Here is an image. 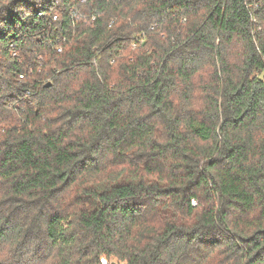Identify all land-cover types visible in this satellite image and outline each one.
<instances>
[{
	"label": "trees",
	"instance_id": "trees-1",
	"mask_svg": "<svg viewBox=\"0 0 264 264\" xmlns=\"http://www.w3.org/2000/svg\"><path fill=\"white\" fill-rule=\"evenodd\" d=\"M101 258L264 264V0H0V264Z\"/></svg>",
	"mask_w": 264,
	"mask_h": 264
},
{
	"label": "built area",
	"instance_id": "built-area-1",
	"mask_svg": "<svg viewBox=\"0 0 264 264\" xmlns=\"http://www.w3.org/2000/svg\"><path fill=\"white\" fill-rule=\"evenodd\" d=\"M40 14H41V13H39V15H40ZM53 19L55 20V19H56V16H53ZM57 50L60 51V48H58ZM101 263H102V264H115L114 262L109 261V260H107V259H105V258H101Z\"/></svg>",
	"mask_w": 264,
	"mask_h": 264
},
{
	"label": "rangeland",
	"instance_id": "rangeland-1",
	"mask_svg": "<svg viewBox=\"0 0 264 264\" xmlns=\"http://www.w3.org/2000/svg\"><path fill=\"white\" fill-rule=\"evenodd\" d=\"M109 261H112V262H114V263H116V264H119L115 259H111V260H109ZM120 264H122V263H120Z\"/></svg>",
	"mask_w": 264,
	"mask_h": 264
},
{
	"label": "water",
	"instance_id": "water-1",
	"mask_svg": "<svg viewBox=\"0 0 264 264\" xmlns=\"http://www.w3.org/2000/svg\"><path fill=\"white\" fill-rule=\"evenodd\" d=\"M50 85V82H48L47 84H46V86H49Z\"/></svg>",
	"mask_w": 264,
	"mask_h": 264
}]
</instances>
